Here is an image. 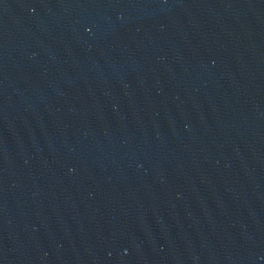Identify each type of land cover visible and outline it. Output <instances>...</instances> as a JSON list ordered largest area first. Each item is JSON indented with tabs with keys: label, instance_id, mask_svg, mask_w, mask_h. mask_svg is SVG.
Returning <instances> with one entry per match:
<instances>
[{
	"label": "water",
	"instance_id": "1",
	"mask_svg": "<svg viewBox=\"0 0 264 264\" xmlns=\"http://www.w3.org/2000/svg\"><path fill=\"white\" fill-rule=\"evenodd\" d=\"M0 264H264V0H0Z\"/></svg>",
	"mask_w": 264,
	"mask_h": 264
}]
</instances>
